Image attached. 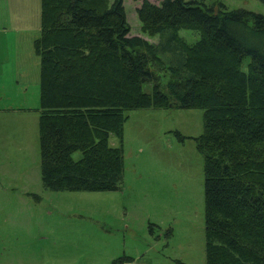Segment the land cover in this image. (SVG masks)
<instances>
[{"label": "trees", "instance_id": "obj_1", "mask_svg": "<svg viewBox=\"0 0 264 264\" xmlns=\"http://www.w3.org/2000/svg\"><path fill=\"white\" fill-rule=\"evenodd\" d=\"M124 1L41 0L35 50L43 187L118 191L128 112L201 110L206 264H264V15L197 0H144L142 32L162 36L152 44L130 36ZM181 30L200 40L188 44ZM167 71L172 80L162 89L159 75Z\"/></svg>", "mask_w": 264, "mask_h": 264}, {"label": "rangeland", "instance_id": "obj_2", "mask_svg": "<svg viewBox=\"0 0 264 264\" xmlns=\"http://www.w3.org/2000/svg\"><path fill=\"white\" fill-rule=\"evenodd\" d=\"M197 1L264 15L259 0ZM143 2L124 1L130 36L158 44L161 35L142 32ZM41 13V0H0V264H114L124 257L133 259L130 264H206L204 157L197 142L204 131L201 110L128 112L118 191L43 187L41 65L35 50ZM179 36L190 45L200 40L193 30ZM159 76L166 89L170 73ZM153 89L144 86L147 93ZM110 143L119 146L115 136Z\"/></svg>", "mask_w": 264, "mask_h": 264}, {"label": "crops", "instance_id": "obj_3", "mask_svg": "<svg viewBox=\"0 0 264 264\" xmlns=\"http://www.w3.org/2000/svg\"><path fill=\"white\" fill-rule=\"evenodd\" d=\"M3 111L0 110V114H2Z\"/></svg>", "mask_w": 264, "mask_h": 264}]
</instances>
